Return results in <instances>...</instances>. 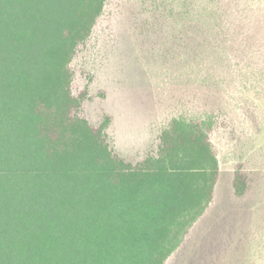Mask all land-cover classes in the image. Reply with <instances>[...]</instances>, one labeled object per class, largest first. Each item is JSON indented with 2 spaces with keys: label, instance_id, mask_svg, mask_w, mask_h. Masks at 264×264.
Wrapping results in <instances>:
<instances>
[{
  "label": "trees",
  "instance_id": "trees-1",
  "mask_svg": "<svg viewBox=\"0 0 264 264\" xmlns=\"http://www.w3.org/2000/svg\"><path fill=\"white\" fill-rule=\"evenodd\" d=\"M109 1L0 0V264H167L214 204L221 165L212 137L227 115L212 94L237 92L220 69L230 48H213L207 61L201 83L211 107L173 118L156 147L127 161L109 141L111 118L92 124L81 111L88 90H74L75 63ZM163 2L175 43L187 23L214 26L212 0H200L198 12L194 0ZM243 54L254 70L241 73L238 92L263 93L264 51ZM252 189L237 163L233 194ZM226 219L199 264L264 261L244 222Z\"/></svg>",
  "mask_w": 264,
  "mask_h": 264
},
{
  "label": "rangeland",
  "instance_id": "rangeland-1",
  "mask_svg": "<svg viewBox=\"0 0 264 264\" xmlns=\"http://www.w3.org/2000/svg\"><path fill=\"white\" fill-rule=\"evenodd\" d=\"M194 1L198 12L200 0ZM212 1L207 5L213 7V28L187 23L181 45L172 40L175 32L163 0H110L75 63L74 90L80 93L87 89L89 95L82 115L94 125L110 117L112 147L125 160L134 162L157 146L163 128L173 118L192 119L211 107L207 102L210 85L201 83L211 73L207 61H211L213 48H230L222 53L220 69L229 75L230 86L237 92L233 97L227 91L212 94L213 102L227 115V126L212 137L221 165L215 201L191 232L185 248L167 264L203 261L204 247L211 243V231H218L221 215L228 217L226 225L231 217L243 221L245 233L254 237L255 254L261 255V247L264 252V92L254 94L250 85L249 91L238 92L241 73L254 70L251 65L255 61L242 59L244 51H264V0ZM212 59L222 60L215 55ZM239 162L253 179V189L243 199L232 191Z\"/></svg>",
  "mask_w": 264,
  "mask_h": 264
}]
</instances>
